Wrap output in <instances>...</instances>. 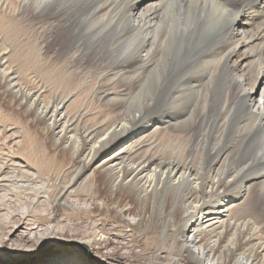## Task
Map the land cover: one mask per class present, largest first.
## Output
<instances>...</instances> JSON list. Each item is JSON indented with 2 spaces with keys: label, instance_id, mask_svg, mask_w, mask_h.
I'll return each instance as SVG.
<instances>
[{
  "label": "bare ground",
  "instance_id": "6f19581e",
  "mask_svg": "<svg viewBox=\"0 0 264 264\" xmlns=\"http://www.w3.org/2000/svg\"><path fill=\"white\" fill-rule=\"evenodd\" d=\"M30 1L35 17L28 14ZM67 1L0 0V84L55 141L52 152L42 148L37 153L31 146L25 153L29 161L50 167L58 160V149L82 164L85 177L78 186L83 197L76 200L95 224L86 240L88 250L119 246L128 253L129 246H137L149 253L146 264H264V88L256 94L253 85L264 68V50L258 46L237 54L249 43L239 42L249 35L242 29L245 20L258 21L252 36L264 39V0H239L237 8L227 0H93L95 27L102 32L115 28L108 35L93 33L83 16L74 26ZM20 16L41 27L28 33L18 24ZM45 28L53 49L29 69L32 88L23 82L27 69L15 70L16 75L15 67L6 64L10 49L4 41L19 42L30 34L40 54ZM219 36L236 45L224 56L202 54L193 69L185 60L187 44L196 40L197 51ZM251 56L258 66L255 77L240 66ZM222 72L224 99L220 108H210L211 77H222ZM109 76L124 79L128 90L119 112L107 122L93 121L79 134L80 118L70 117L66 99L56 90L76 81L81 88L97 85ZM46 84L53 88L49 100L44 98ZM166 88L174 90L175 106L154 119L165 124L158 127L150 117ZM199 101L201 111L196 109ZM0 112L6 120L15 114L12 109V115ZM145 122L151 124L143 127ZM150 128L153 139L127 147ZM20 154L5 152L4 160L18 165ZM29 186L36 191L31 198L2 199L0 218H7L5 209L25 204L69 205L62 199L64 184L61 192L43 184L24 189ZM68 252L13 264H91L78 251Z\"/></svg>",
  "mask_w": 264,
  "mask_h": 264
},
{
  "label": "rangeland",
  "instance_id": "374dc122",
  "mask_svg": "<svg viewBox=\"0 0 264 264\" xmlns=\"http://www.w3.org/2000/svg\"><path fill=\"white\" fill-rule=\"evenodd\" d=\"M30 2L28 14L35 17L36 14H34L32 10L34 4L32 1ZM67 2L71 5L69 13L73 25L76 24L75 21H78L76 18L80 21V19L82 20L83 17H86V26H93V33L96 35H102L103 33L108 35L115 32L114 27L108 30L110 33L108 31L102 32L100 27H95L96 23H94V21L96 22L97 16L95 15V2L93 0H68ZM227 2L231 8H237L239 0H227ZM72 15H74L75 18ZM19 18L21 19L18 22L19 26L24 25L25 29L29 30L28 33H32V30L35 31L41 27L37 24L31 23L25 16H20ZM23 20H25V24L23 23ZM245 21V24L242 25V29L247 30L249 35L245 40L240 39L239 42L249 43L246 46L244 45L245 47L240 46L237 54H245L248 52L247 50L252 53L253 49L256 50L258 46L259 49L263 51L264 39L255 41L254 35L252 36V33H255V30L257 29L255 26H257L256 24L258 21L249 23L247 22L248 20ZM48 28L43 29L40 35L41 39L39 40V43H42L43 41L44 44L40 54L37 52L36 37L33 38L30 34H27L26 38L24 37L25 39H21L19 42H15L10 38L4 41L8 45L5 47L10 49L9 55L8 53L6 55V64L16 68H12V71L15 74V70H19L21 73L24 69H27V73L25 74L26 79H23V82L27 83V85L32 88L35 84L32 82L33 74L29 69H34V64L37 62V59L44 54L50 55V52H52L53 49L50 46L49 38H47L49 36ZM74 29L75 28H73V31ZM123 31V34L130 35L126 33V30ZM196 43V40H193L186 46V50L188 51L186 52L185 57L188 59L185 60L188 61L190 66L195 62L196 58L199 59L204 53H216L215 55L221 54L224 56V54L226 55L227 52L236 45V42L233 40L222 36L215 38L212 37L205 47L197 51L194 46ZM216 48L219 49L217 50ZM255 59V57L251 56L248 57L245 62L242 61L240 63L243 70L251 77H255L258 72V66ZM100 66L103 67L104 65L101 64ZM191 67L193 69L197 68V66ZM92 68L93 70H98L97 67L93 66ZM102 69L105 70V68ZM261 70L262 73L259 74V78L253 84L256 94L262 87L264 88V68ZM222 73V77L219 76L217 78V74L215 73L214 77H211L213 80L207 97V102L209 103L210 108H213L216 105L217 108H220L223 102L226 75L224 76V72ZM143 79L144 76L142 77V80ZM20 81L22 80L20 79ZM79 84L80 82L76 81L72 86L58 88L56 91L61 97L66 99V110L70 117L73 119L76 117L80 118L75 130L78 129V133L81 134L83 130L87 129L94 123L93 121H96V123L98 122L97 124L104 123L118 113V107L120 106L119 103H122L125 99L124 93L128 90L124 85V79L118 77L112 78L110 76L99 81L97 85L82 86L83 88H81ZM46 87L44 98L49 100V97L52 95L50 89L53 90V88L48 84H46ZM173 91L174 90L171 88L165 89V99L163 98V100L159 102L157 110L152 114L155 116H149L150 118L154 120L157 119L162 111L171 112L174 110L175 105L172 100ZM167 95L170 96L168 97ZM0 108L9 115H12L10 109L15 112L10 120H6L2 112H0V183H2V186H0V204L5 197H11L13 199L14 197H18L21 201L24 198H31V195L29 194H35L36 191L31 189L32 186H29L30 190L24 189V187L30 184H36L37 186L42 184L46 186L54 185V189L59 190L60 192L64 189L62 186L60 187V185L64 184V191L66 192L62 194V199L65 198V202L70 205H66L62 202H57L55 205L43 202L35 203L33 206L31 204H25L15 208L12 207L8 211L5 209L2 215H5L7 218H0V239L2 238L3 241V243L0 244V263L13 264V260H33L39 262L43 260L46 255L51 257L55 254L69 253V250H76L85 256V258L88 259L89 257L91 259V264H146L144 261L149 253H142L143 251L137 246H129L128 253L123 252L119 246H115V248L109 247L108 249H105V251L95 247L93 248V253L88 250L89 248L87 247L86 240L95 224L94 218H90L88 215L86 216L84 207H82L76 200L77 198L82 200L83 197V193L81 192L82 188L78 186V184L82 185V181L85 177V175H82L81 173L82 164L72 160L71 152H63L58 149L55 152L58 155V160L57 162L52 163L50 167L45 168L43 165H40V163L35 164L33 161H29L25 157V153L31 148V146H33L37 153L41 152L42 148L52 152V150L55 149V141L50 137L47 131L43 129L44 125L36 121L33 115L28 114L27 108L18 105L15 101L8 98L4 86L1 84ZM196 109L197 111H201V101L197 103ZM209 113L208 117H211L212 112ZM186 120L187 119L183 120V123ZM152 122L158 127L165 126L164 123L162 124V122H158V120ZM147 124L151 123L145 122L142 126L146 127ZM147 131L137 133V137H135V139L132 138L127 147L137 145L140 142L146 141V139H153L151 137L152 129L150 128ZM27 146L30 147L28 148ZM18 150L21 154L19 155L20 158L17 156L16 158L20 164L11 166L9 164L10 162L4 160L5 152L15 154ZM9 183L13 184V186L9 185ZM17 186H22L23 188L17 190L15 189ZM39 196H41V193ZM30 202L31 201H28V203ZM2 207L5 208V206ZM93 211L96 212V208H94ZM24 229H30L31 234H27ZM139 251L141 252L139 253Z\"/></svg>",
  "mask_w": 264,
  "mask_h": 264
}]
</instances>
